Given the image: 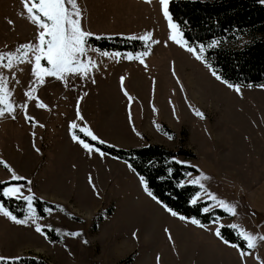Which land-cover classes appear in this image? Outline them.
<instances>
[{"label": "rangeland", "instance_id": "rangeland-1", "mask_svg": "<svg viewBox=\"0 0 264 264\" xmlns=\"http://www.w3.org/2000/svg\"><path fill=\"white\" fill-rule=\"evenodd\" d=\"M78 5L82 10V27L94 35L130 37L151 32L158 43L149 42L150 51L143 58L144 64L127 59V52H119L120 57L104 56L105 51L93 52L97 48L88 44V55L97 61L90 77H70L67 83L45 77V83L36 86L33 98L28 101L25 92L33 80L31 63H22L13 70L0 68L11 81L9 87L14 90L17 105L27 101L29 116L42 125L37 117L40 111L55 116L54 128L48 121L45 129L39 125L29 128L25 110L20 107L15 118L9 114L0 116V158L27 178L12 180L11 172L0 164V181L22 185V195H28L31 187L36 198L53 204L45 205V215L41 216L32 201L38 222L45 226L44 232L52 230L57 236L52 240L48 233L36 232L31 222L17 224L0 214V256L37 254L50 264H120L131 253L135 256L139 247L135 264H147L158 254L165 264L182 260L183 264H242L238 249L223 244L218 237L214 239V229L218 224L232 228L235 223L253 232L252 217L263 215L264 87L238 85V92L223 79H216L205 60H198L187 48L169 39L171 29L159 0H78ZM21 12V0H0V50H5V46L14 50L37 34L35 26ZM41 63L47 66L45 60ZM188 76H195L197 82L187 85ZM125 89L132 97L131 103L124 95ZM35 97L48 107L37 110L40 107ZM77 107L82 121L77 117ZM196 111L202 112L203 117L197 116ZM72 121L80 127L86 125L106 141L104 144L115 147L158 144L172 151L191 152L193 157H177L193 168L183 182L188 183L201 173L209 177L201 181L203 189L193 184L200 193L194 195L196 201H209L205 207L209 210L225 211L210 199L214 193L218 199L236 204L237 214L225 211L227 216L212 221L206 231H190L186 251L182 250V245L187 244L182 236L178 240L172 237L181 255L171 256L168 238L163 245L153 238L141 242L142 228L151 232L155 218L179 217L172 216L163 203L147 194L140 176L126 161L102 150L104 155L89 153L73 140L66 131ZM44 132L45 137H41ZM42 143L52 145L54 150L49 152L46 145L42 150ZM37 148L40 150L36 151ZM84 163L88 167L87 177L81 173ZM25 203L21 218L27 212ZM167 222L168 227L185 232L194 225L190 220ZM57 228L59 232L55 231ZM234 231L237 234L238 230ZM69 232L80 235H67ZM262 242L255 249L264 250ZM245 248L250 254L244 257V264H262L259 250L247 249L246 244Z\"/></svg>", "mask_w": 264, "mask_h": 264}, {"label": "trees", "instance_id": "trees-1", "mask_svg": "<svg viewBox=\"0 0 264 264\" xmlns=\"http://www.w3.org/2000/svg\"><path fill=\"white\" fill-rule=\"evenodd\" d=\"M169 10L189 46H205V61L212 65V69L220 74L223 80L235 85H264V4L259 0H170ZM213 40L218 44L208 47ZM88 44L101 51L136 53L147 50L144 42L139 39L119 35H92L88 38ZM76 132L86 142L103 152L126 161L140 177L143 176L148 181L150 190L159 201L181 215L196 217L201 223H209L227 216V213L219 208L203 211L209 201L190 202L199 188L183 182L193 168L179 163L177 157H193L191 152L172 151L158 144L119 148L100 144L80 131ZM3 182L0 184V202L19 218L23 217L25 201L3 197V187L11 183ZM33 203L41 216L45 215V205L54 206L38 198H35ZM45 231L52 240L57 239L52 230ZM221 232L225 238L240 243V237L232 228L222 226ZM241 247L246 249L245 244H241ZM132 259L133 253L121 260L120 264H129ZM0 264L50 263L43 256L32 254Z\"/></svg>", "mask_w": 264, "mask_h": 264}, {"label": "snow or ice", "instance_id": "snow-or-ice-1", "mask_svg": "<svg viewBox=\"0 0 264 264\" xmlns=\"http://www.w3.org/2000/svg\"><path fill=\"white\" fill-rule=\"evenodd\" d=\"M261 4H264V0H259ZM159 3L162 8V12L164 17L168 20V27L171 29V35L169 37L170 40L175 43L182 45L187 48V51L196 55L198 60H205L202 55L205 51V46L201 44L199 46V51H197L196 47L189 46L188 41L184 38V34L180 29V26L173 21L172 14L169 10L170 0H159ZM22 4V12L21 15H24L25 18L35 26L36 35L33 40H30L26 43L19 44L13 49H8L5 46V50H0V68L13 70L17 65H20L25 62L31 63V73L33 76V80L30 82L27 91L25 92V96L30 100L33 98V94L36 91L37 85H43L45 83V77H56L61 81H65L67 83L70 77H80V78H88L90 77V73L93 69L97 68V61L92 59L89 53V45L88 38L94 35L90 31H86L81 24L82 10L78 5V0H21ZM129 39H139L144 42L145 50L143 52H127L126 58L129 60H139L141 64H144V57L149 54L150 44L158 43L153 37L151 32H145L140 36H130ZM218 42L213 40L208 47H213ZM93 52L99 51L98 49H92ZM102 55L109 56L114 55L116 57H120L121 53H109L107 51L103 52ZM85 57L87 59H85ZM42 60L47 62V66L41 63ZM207 63V61H205ZM146 66V65H145ZM209 68H212V65H208ZM175 74V73H173ZM11 75L15 76V71H12ZM212 75L216 77V79H222L221 75L218 74L214 69L212 71ZM121 80V88L124 89V77L120 78ZM93 82H95L93 80ZM225 84L229 87L235 88L236 91H240V87L235 84H229L227 80H223ZM11 81L9 80L8 75H5L3 71H0V116H4L5 114L11 115L15 118V113L17 107L23 108L25 110V119L32 122L35 125H39L43 127L44 125L39 124L38 121H35L34 117H31L27 114V101L17 105L14 100V90L9 87ZM18 83V81H17ZM251 86V85H250ZM264 87V85H260ZM124 95L128 98L131 103L132 97L129 95L127 90H124ZM37 107L47 108L48 105L39 99V97H35ZM197 116L203 117V113L200 111H196ZM77 117L79 120H83V116L79 112V107H77ZM129 119H131V112H129ZM70 129L72 130V139L78 141L84 149H86L89 153L93 151L99 153L100 155H104L100 148L95 147L93 144L86 142L84 139H81L79 135H77L76 129H79L80 132L86 133L87 136L91 137L93 141H99L100 144L106 143V141L100 139L94 132L87 127H80L76 123V121H72L70 123ZM139 135V133H137ZM35 135V133H33ZM40 149L37 148L36 151ZM175 159V158H173ZM179 163H188L187 161H179ZM0 164H3L10 172L11 179L15 181L26 180L27 178L21 175H18L14 169L11 168V165L0 158ZM131 167V165H129ZM193 167H195L193 165ZM171 171V169H169ZM207 177L204 173H201L195 179L188 180V183L199 185L201 189L205 186L201 182L202 180H207ZM141 183L144 186V190L147 194L153 199H157L154 196L153 192L149 188L148 181L141 176ZM4 183L0 181V184ZM31 181H28V184L31 185ZM183 183V182H181ZM22 185L20 184H11L3 187L2 194L3 197L7 198H16L23 199L27 202V212L25 218H19L12 210H9L8 207L5 206L4 203L0 202V214L7 217L11 221L17 224L25 225L31 222L34 225L36 232L43 233L44 225H41L38 220L39 217L36 215L32 201L36 198L34 194L31 192V187L28 188V195H22L21 189ZM200 193H197L196 196H199ZM196 196L192 198L191 203H196ZM210 199L216 201V206L225 209L226 212L236 215L237 214V205L234 203H230L224 199H218L217 196L212 193L210 194ZM163 203L162 201H158ZM62 207V206H58ZM163 207L174 217H179V219L188 221L192 224L198 225L201 228L205 227L204 224L201 223L199 219L196 217H187L181 215L178 211H175L172 207H169L167 204H163ZM45 211H51V209H45ZM203 211L208 212V208H204ZM218 223V222H214ZM47 227H51V225H47ZM231 227L237 231L238 237H240V243H234L232 240L225 238L222 235L220 227L215 228V235L222 241L223 244L231 246L233 248H237L239 255L242 259V264H244V257L250 253L246 252L244 248L241 247V244H246L247 249H255L259 241H264V235L254 234L250 230H246L239 224H232ZM55 231L59 232L60 229H55ZM168 233V239L171 240V233L167 228L164 230ZM67 235L78 236L79 232H69ZM136 233H133L135 236ZM20 257H4L0 256V262H5L7 260H19ZM159 259V257L157 258ZM264 264V262H262Z\"/></svg>", "mask_w": 264, "mask_h": 264}, {"label": "crops", "instance_id": "crops-1", "mask_svg": "<svg viewBox=\"0 0 264 264\" xmlns=\"http://www.w3.org/2000/svg\"><path fill=\"white\" fill-rule=\"evenodd\" d=\"M28 100L29 99H27V101ZM36 109L37 110H42L41 108H36ZM37 117L40 120V122L43 123L44 125H47V123L49 121L51 123L52 128H54L55 116L52 115V113L47 114V113H43L42 111H40L39 114H37ZM28 124L30 125L29 128H31V126L34 125L30 121H28ZM43 128H44V126H43ZM66 131H68L70 133V136L72 137V130L71 129H67ZM31 136H33V135H31ZM41 137H45V132L41 134ZM44 145H46L45 148H47V150L49 152H52L54 150L52 145L49 144L50 146H48V144H46V143H44V144L42 143V146H41L42 150H43V146ZM40 154L43 155V151H41ZM36 160H39V157L36 158ZM82 169H83V171H81V173L83 174L84 177H87L88 167H87L86 163L82 164ZM262 198H263V201H264V194H263ZM255 208L256 207H253V211H254ZM252 218H253L254 221L252 220V222H251L252 225L250 226V228L253 230V233L254 234H258V235H264V202H263V215L261 217H258V218H254V217H252ZM161 219L162 218H155L153 220L155 225L152 228L151 232H150V230L148 228H145V227L142 228V238L140 239L141 242L142 241H146L147 242L148 240L150 241L153 238V239H155V241L157 243H159V244L161 243V245H163L165 239L168 238V233H166L164 231L165 228H167L169 230V232L171 233V236L176 238V240H178L179 236L180 237L182 236L181 239H183V241L185 240L186 243H187V244L182 245V247H183L182 250L186 251L188 249V247H189V243L188 242H190V240H191L190 239V231H192V230L193 231H198V232H200V230L206 231L207 227L212 223V221L209 222V223H202V224L205 225V227H203V228H201L200 226L194 224V225H192V228H190V230L185 232L184 229L168 227V222L167 221H169V220H179V219H162V220ZM163 220H167V221H163ZM215 221H217V220H215ZM256 223L258 225H255ZM216 227H220V229H221L222 226H220V224H218ZM214 231H215V229H214ZM215 237H217V236L214 233V239H215ZM166 244L171 248V253H170L171 256L174 255V253H178V255H181L179 252H177L178 250L181 251V249H179L180 247H179L178 243L177 244L175 243V245H174V243H172V239L171 240L168 239V242ZM261 245L264 246V242H262ZM254 250H259V254L258 255L262 258L261 259L262 262H264V250L263 249H254ZM139 253H140L139 247H137L136 248V252H135V256H134V253H133V259H132V261L129 264H135V262L138 259ZM158 257H159V259H157ZM158 257H155L154 259L151 260V262L149 261L147 264H149V263L150 264L151 263L152 264H163V263L165 264L164 258L161 259L159 254H158ZM183 262L184 261L182 260L181 263H176V264H183ZM172 264H173V262H172Z\"/></svg>", "mask_w": 264, "mask_h": 264}, {"label": "bare ground", "instance_id": "bare-ground-1", "mask_svg": "<svg viewBox=\"0 0 264 264\" xmlns=\"http://www.w3.org/2000/svg\"><path fill=\"white\" fill-rule=\"evenodd\" d=\"M190 76H188V77H186L185 78V80H186V83H187V85H192V84H195L197 81H195V76H194V78L193 77H190ZM194 82V83H193ZM195 86V85H194ZM202 99V98H201ZM208 104V103H207Z\"/></svg>", "mask_w": 264, "mask_h": 264}]
</instances>
